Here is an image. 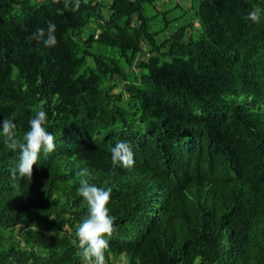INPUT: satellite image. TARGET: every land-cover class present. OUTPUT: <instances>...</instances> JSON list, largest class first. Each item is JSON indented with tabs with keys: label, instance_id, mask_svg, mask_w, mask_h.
Instances as JSON below:
<instances>
[{
	"label": "trees",
	"instance_id": "16d2710c",
	"mask_svg": "<svg viewBox=\"0 0 264 264\" xmlns=\"http://www.w3.org/2000/svg\"><path fill=\"white\" fill-rule=\"evenodd\" d=\"M153 1L0 0V120L23 139L42 107L56 138L13 179L0 132V264H82L85 168L112 188L106 264H264V0Z\"/></svg>",
	"mask_w": 264,
	"mask_h": 264
},
{
	"label": "clouds",
	"instance_id": "9594fccd",
	"mask_svg": "<svg viewBox=\"0 0 264 264\" xmlns=\"http://www.w3.org/2000/svg\"><path fill=\"white\" fill-rule=\"evenodd\" d=\"M59 3V0H54ZM70 6V0H64V7ZM72 10L78 11L81 7V0H74ZM261 16L260 9L255 8L248 13L247 18L253 22H259ZM57 26L53 22L47 24V29L38 28L33 33V39L37 42L42 41L46 47L57 45L55 35ZM15 117L0 120V132L4 137L7 149L18 152V163L11 169L12 178L17 174L20 177L32 179L34 165H37L41 154L45 157L56 150L55 136L46 128L47 113L41 107L29 120V130L24 133L23 139L16 134ZM111 162L113 166L120 165L123 168H131L135 164L134 152L130 143L117 142L111 148ZM82 179L78 188L80 195L87 203V215L77 227L76 236L78 247L81 250L79 255L82 264H106L105 252L109 248V240L114 232L115 218L109 214L108 205L110 203L112 188L107 189L90 184L87 168L78 173ZM36 225H32L35 230ZM55 233H50L54 235Z\"/></svg>",
	"mask_w": 264,
	"mask_h": 264
},
{
	"label": "rangeland",
	"instance_id": "374dc122",
	"mask_svg": "<svg viewBox=\"0 0 264 264\" xmlns=\"http://www.w3.org/2000/svg\"><path fill=\"white\" fill-rule=\"evenodd\" d=\"M177 1H180V3L183 5V8L182 9H184L185 11L186 10H189L190 13L193 12L192 4L195 3L194 0H154L153 1V5H156L160 9L165 10V9H168V8H174V7H176ZM155 11H156L155 10V7H152V4H146V11L145 12H146V14L148 16L153 15ZM162 24H163V22H162ZM155 27H159V26L158 25H155Z\"/></svg>",
	"mask_w": 264,
	"mask_h": 264
}]
</instances>
